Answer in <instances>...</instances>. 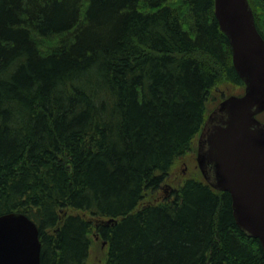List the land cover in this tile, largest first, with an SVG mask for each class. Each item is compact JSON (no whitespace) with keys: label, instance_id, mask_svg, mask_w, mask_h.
<instances>
[{"label":"trees","instance_id":"trees-1","mask_svg":"<svg viewBox=\"0 0 264 264\" xmlns=\"http://www.w3.org/2000/svg\"><path fill=\"white\" fill-rule=\"evenodd\" d=\"M249 3L264 38V0ZM214 9L0 0V216L38 225L41 264H88L95 237L100 264H264L228 192L166 186L228 97L212 91L245 87Z\"/></svg>","mask_w":264,"mask_h":264},{"label":"water","instance_id":"water-1","mask_svg":"<svg viewBox=\"0 0 264 264\" xmlns=\"http://www.w3.org/2000/svg\"><path fill=\"white\" fill-rule=\"evenodd\" d=\"M214 3L245 91L209 115L197 163L211 187L230 194L236 224L264 250V123L257 118L264 113V38L249 0ZM41 250L39 227L27 215L0 216V264H41Z\"/></svg>","mask_w":264,"mask_h":264},{"label":"rangeland","instance_id":"rangeland-1","mask_svg":"<svg viewBox=\"0 0 264 264\" xmlns=\"http://www.w3.org/2000/svg\"><path fill=\"white\" fill-rule=\"evenodd\" d=\"M244 92V87L234 86L229 83H222L221 85L217 86L212 91V97L217 98L218 100L221 96H229V95H240ZM218 102L211 101L209 103L210 112L214 110L217 106ZM259 118V117H258ZM260 119V118H259ZM264 119V117H263ZM261 120V119H260ZM198 141V140H197ZM197 141L195 146V152L186 155V157L181 161L179 160L174 168L172 169L171 178L166 183V186L169 188L179 186L185 179L194 177L204 179L201 170L198 167L197 163ZM166 193H158L157 195H150L148 196V200H156L159 198H163ZM106 255V248L102 245V241L98 238H94V243L91 248L90 253V260L88 264H100L101 261L104 259Z\"/></svg>","mask_w":264,"mask_h":264},{"label":"bare ground","instance_id":"bare-ground-1","mask_svg":"<svg viewBox=\"0 0 264 264\" xmlns=\"http://www.w3.org/2000/svg\"><path fill=\"white\" fill-rule=\"evenodd\" d=\"M214 14H215V18L217 19V17H216V11H215V9H214ZM221 29V28H220ZM222 31V30H221ZM223 32V31H222ZM262 123H264L263 121H261ZM198 141H197V144H198V142H199V138L197 139ZM162 190V189H161ZM161 190L159 191V192H161ZM158 194V193H157ZM157 194H152V195H157ZM113 220H115V219H113ZM113 220H110V221H113ZM102 245L104 246V248L106 247V242L105 241H102ZM41 247H42V244H41ZM91 252V251H90Z\"/></svg>","mask_w":264,"mask_h":264}]
</instances>
